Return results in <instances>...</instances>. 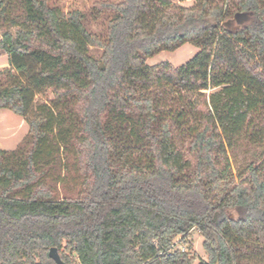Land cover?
<instances>
[{"label": "trees", "instance_id": "16d2710c", "mask_svg": "<svg viewBox=\"0 0 264 264\" xmlns=\"http://www.w3.org/2000/svg\"><path fill=\"white\" fill-rule=\"evenodd\" d=\"M186 1H98L99 35L79 10L0 0V110L29 126L0 149V264H56L53 247L79 264H194L175 244L193 231L200 264H264V157L237 178L229 156L264 127V0ZM187 43L185 64H147ZM71 166L76 198L59 189Z\"/></svg>", "mask_w": 264, "mask_h": 264}, {"label": "rangeland", "instance_id": "374dc122", "mask_svg": "<svg viewBox=\"0 0 264 264\" xmlns=\"http://www.w3.org/2000/svg\"><path fill=\"white\" fill-rule=\"evenodd\" d=\"M51 5L62 9L64 12L68 13L71 11L79 10L86 15L85 24L94 33L99 35H104L106 33V21L107 18L104 17L100 20H94L90 16V12L94 7V4L98 1H115L120 2L122 0H50ZM194 0L180 2V5L185 7H191L194 5ZM233 26L236 24L232 23ZM2 36V31L0 27V38ZM199 49L190 43L183 45L180 49L170 52L163 51L156 54L152 58L147 60L149 66H157L162 63H170L175 67H179L190 59H192ZM91 53L100 57L101 51L97 49H92ZM9 68V58L5 52H0V71ZM211 94V92H207ZM54 99V94L49 91L47 95L40 100L43 102H49ZM29 134V126L24 121L22 117L16 115L14 112L8 109L0 110V149L5 151H15L17 150L25 141ZM255 141L251 139V136L243 135L237 139L234 144L229 148V156L231 159L234 175L239 178L244 175L247 167L264 157V127L261 132L254 135ZM258 138V139H256ZM65 160L69 164H73V158L67 159L65 154ZM69 181L66 182L59 189L63 196H73L76 198L77 190L76 181L78 178L74 167L71 166L69 171ZM203 237L197 232L193 231L189 237L182 239L181 237L176 238L175 244L176 249L181 251H187L190 253L191 257L195 258L194 264H200L202 260H208V254L203 249ZM59 254L63 260L62 256H67L70 258L73 264H79L76 255H72L68 250L62 249ZM64 262V260H63Z\"/></svg>", "mask_w": 264, "mask_h": 264}, {"label": "water", "instance_id": "95a60500", "mask_svg": "<svg viewBox=\"0 0 264 264\" xmlns=\"http://www.w3.org/2000/svg\"><path fill=\"white\" fill-rule=\"evenodd\" d=\"M49 256L51 259H53L56 264H65L59 254V250L56 247H53L50 249Z\"/></svg>", "mask_w": 264, "mask_h": 264}]
</instances>
